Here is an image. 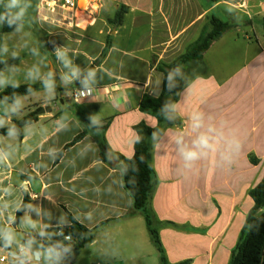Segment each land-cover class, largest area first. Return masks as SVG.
Returning <instances> with one entry per match:
<instances>
[{"label":"crops","instance_id":"obj_1","mask_svg":"<svg viewBox=\"0 0 264 264\" xmlns=\"http://www.w3.org/2000/svg\"><path fill=\"white\" fill-rule=\"evenodd\" d=\"M118 2H103L94 20L78 15L74 27L45 21L37 13L32 30L42 38L40 49L30 45L17 52L15 57L22 58L16 69L0 71L19 85H39L32 95L23 96V108L14 116H5L10 103L0 104V117L10 125L37 112V119L23 127L22 137L9 139L0 132V148L11 154L0 162V229L13 230L16 238L10 249L0 246V258L6 257L0 264H14V253L29 240L34 241L33 252H42L41 232L68 228L73 218L93 231L92 240L73 261H67L68 252L60 264H160L143 216H127L133 204L121 170L122 158L134 155V127L159 125L139 109V101L144 94L161 95L164 73L158 66L184 54L220 7L229 16L238 9L264 10V0H216L212 5L204 0H136L125 3L128 10L121 22L112 23ZM57 47L67 49L82 70H97L93 95L79 102L72 99L71 92L81 84L61 81L68 69L57 60ZM203 61L201 73L175 101L172 96L164 99L165 123L173 115L178 124L167 126L153 144L158 184L152 206L161 221L177 226L160 229L171 264H229L254 206L249 191L264 178V34L256 41L238 28L230 29L212 43ZM29 69L39 77L34 82L14 79ZM50 70L55 73L54 97L42 82ZM197 111L204 114L205 129L215 128L220 143L215 152L186 162L175 140L182 135L191 146L197 135L191 131V116ZM83 132L85 137L55 162V155ZM102 136L112 153L109 162L100 158ZM235 139L242 144L239 152L230 147ZM26 195L33 207L18 219L16 208ZM26 215L30 222L22 223Z\"/></svg>","mask_w":264,"mask_h":264},{"label":"trees","instance_id":"obj_2","mask_svg":"<svg viewBox=\"0 0 264 264\" xmlns=\"http://www.w3.org/2000/svg\"><path fill=\"white\" fill-rule=\"evenodd\" d=\"M204 1H206L207 5H212L216 2V0ZM122 17L123 12L118 11L111 22L119 23L121 22ZM261 23L264 28V17ZM209 24L211 29L209 31L205 29L199 38L188 47L184 54L170 64L161 63L158 66V70L164 73L162 93L159 97L144 94L139 101V109L144 113L154 116L158 120L159 125L155 128H151L145 123L136 125L134 129L137 132L138 139L135 143L134 155L131 159L122 158L121 170L124 187L129 192L133 204V209L127 216L130 217L134 213H139L143 216L151 242L158 251L160 264H171L167 259L162 245L160 229L165 226H177L172 222L161 221L157 217L152 206L153 195L158 184L152 162L153 144L161 137L167 126L178 124V120L173 115L171 116L168 125L165 123L166 112L164 99L167 96H172V101L177 99L179 92L201 73L204 66L203 56L212 43L232 27L230 21H224L215 15L209 17ZM2 31L8 33L14 30L5 25L2 27ZM104 53L105 51L102 53L100 59L94 63L99 62L103 58ZM21 58L22 55H19L15 58L0 62V71L12 68V66H18ZM177 65L182 66V75L178 74L181 78L178 82H174L173 80L168 79V73L175 69ZM29 87L34 90V93L39 88V85L27 84L20 85L18 88L8 87L0 92V102H4L7 97L5 103L11 104L13 93L18 94L21 97L27 96L25 94L28 92ZM36 113H31L21 119L14 120L13 125L18 128L19 137H22L23 135V127L37 119ZM0 132L6 134V128H1ZM85 135V132L79 134L71 143L66 145L63 150L58 152L55 155V162H59L64 155L65 150L82 140ZM99 143L101 146V160L109 162L112 153L104 136L99 139ZM252 161L256 163L257 159L252 158ZM249 195L254 202V206L248 213L246 222L240 232L238 242L232 251L229 264H264V212H262V209L264 208V178L257 186L249 191ZM28 202V196L26 195L23 205H27ZM26 210L27 208L22 207V210L17 212V218H21ZM58 229L59 228L46 229L44 231V247L47 248L57 242H61L62 235H72L76 242L67 255V261H73L78 257L84 243L93 236L92 230L86 228L74 218L70 227L65 228L62 231V235H57ZM0 246H2V242H0ZM190 263V260H186L176 264Z\"/></svg>","mask_w":264,"mask_h":264},{"label":"clouds","instance_id":"obj_3","mask_svg":"<svg viewBox=\"0 0 264 264\" xmlns=\"http://www.w3.org/2000/svg\"><path fill=\"white\" fill-rule=\"evenodd\" d=\"M26 3L24 0H7V3L4 5V11L0 12V25L13 28L14 32H21L24 28V20L26 14ZM0 51L6 53L8 51L7 47L4 46ZM55 55L57 60L61 61L64 68L68 69L66 72L61 73V81L65 85L73 84L75 81H79L81 84V89H78L80 97H87L92 94L94 86L98 82L97 70L92 68H87L82 70L78 65H76L73 60L68 55L67 49H61L57 47L55 49ZM15 58V53L13 54ZM181 65H177L175 69L168 73V79L172 80L175 75H182ZM12 69L15 70L16 66H12ZM38 75L34 69H29L25 74V79L28 81L34 82L38 79ZM43 85L48 91L51 97L55 95V73L50 70L47 73V78L43 79ZM18 88L20 85L4 72H0V88ZM171 87V86H170ZM33 89L28 88V92L25 95H32ZM12 102L8 107L5 116H14L19 113L23 108V97L13 93ZM7 101V97L4 102ZM92 123H96V118L92 117ZM191 131L197 133L195 139L192 140L191 146H187L184 143L182 135L176 137L175 143L181 145L180 152L186 162L196 161L201 158L202 155H206L209 152H215L217 146L220 143L219 136L213 135L216 131L215 128L211 125L207 126L205 129L204 126V114L202 112H195L191 116ZM0 128H6V136L9 139H17L19 137V130L15 125H10L8 120L4 117H0ZM205 129V130H201ZM230 147H232L236 152H239L242 148V144L238 139L231 141ZM51 154V152H50ZM11 154L6 151L4 148H0V162L6 161ZM22 207L31 208L33 205L31 203L27 205H22L16 208V211L22 210ZM27 220L30 222V217L26 215L25 218H22V223ZM11 222H15L12 218ZM34 226V224H33ZM41 235L45 233L41 232ZM15 233L11 229H0V242H2V247L5 249H10L15 243ZM67 240H71V236L65 237ZM34 241L29 240L24 246L19 248L17 253H14V264H32V261L35 260L37 264H40V261L43 260V264H60L63 255L66 252H70L71 248L64 247L60 242L53 244L41 252L36 250L33 252L32 244Z\"/></svg>","mask_w":264,"mask_h":264},{"label":"rangeland","instance_id":"obj_4","mask_svg":"<svg viewBox=\"0 0 264 264\" xmlns=\"http://www.w3.org/2000/svg\"><path fill=\"white\" fill-rule=\"evenodd\" d=\"M107 0L104 1V5ZM119 4H117V12H125L127 6L125 3L133 4L136 0H118ZM26 3V14H25V20H24V28L19 33L14 34H3L2 33V25H0V49H2L4 46L7 47L8 51L6 53L0 51V58L5 59L8 57H12L13 54H17V52H25L28 50L30 45H35L37 49H40L41 44V36H39L38 33H35V31L32 30V28L35 27V24L39 21L37 19V13H38V2L39 0H24ZM7 3V0H0V12L4 11V5ZM116 2H113L115 4ZM80 7L82 9L85 8V6L81 5L79 3ZM125 8V9H124ZM99 10V9H98ZM128 10V8H127ZM101 10H99L100 13ZM248 13L242 12L239 9L234 10L232 14H229V10L225 7H220L218 10H216L213 14L215 16H218L222 18L224 21H230L232 24L231 29H237L247 37H250L256 41L264 34V28L262 26V19L264 17V10H255L252 11L251 9L243 10ZM98 13V14H99ZM97 14V12H96ZM97 17V16H96ZM45 25V24H44ZM50 25V24H49ZM80 29L81 28H77ZM211 29V26L208 22V27L206 28L207 31ZM65 30V29H63ZM62 30V31H63ZM181 76L177 79H174L175 82H178L180 80ZM14 79L16 81L22 82L25 80V73H21L19 75H14ZM38 111V110H37ZM262 212H264V208L262 209Z\"/></svg>","mask_w":264,"mask_h":264},{"label":"built area","instance_id":"obj_5","mask_svg":"<svg viewBox=\"0 0 264 264\" xmlns=\"http://www.w3.org/2000/svg\"><path fill=\"white\" fill-rule=\"evenodd\" d=\"M81 0H39L38 2V15L41 19L58 24V25H64L69 27H74L77 25L78 15L82 12L80 8ZM104 0H88L87 7L85 9V12L87 16H89L91 19L96 18V11L99 9V7L102 5ZM77 88L71 92V97L74 101L79 102L82 99H85L87 97H80L79 92L77 91ZM65 228H59L57 231V235H62V231ZM71 236V240L65 239V237ZM76 240L72 237L70 234L62 235L61 244L64 247H69L72 249L73 245L75 244ZM22 247V246H21ZM20 248V247H19ZM18 248V251H19ZM66 252L65 254H67ZM64 254V255H65ZM6 257H1L0 262H5Z\"/></svg>","mask_w":264,"mask_h":264},{"label":"bare ground","instance_id":"obj_6","mask_svg":"<svg viewBox=\"0 0 264 264\" xmlns=\"http://www.w3.org/2000/svg\"><path fill=\"white\" fill-rule=\"evenodd\" d=\"M80 4L83 5V6H85L84 9H82V8L80 7L81 10H82V12H81L80 14H84V15H86V13H84V12H85V9H86V7H87L88 0H81V1H80ZM80 14H79V15H80Z\"/></svg>","mask_w":264,"mask_h":264},{"label":"water","instance_id":"obj_7","mask_svg":"<svg viewBox=\"0 0 264 264\" xmlns=\"http://www.w3.org/2000/svg\"><path fill=\"white\" fill-rule=\"evenodd\" d=\"M49 110H51V109H49ZM41 112L44 113V109ZM90 240H92V239H88L86 242H89Z\"/></svg>","mask_w":264,"mask_h":264}]
</instances>
